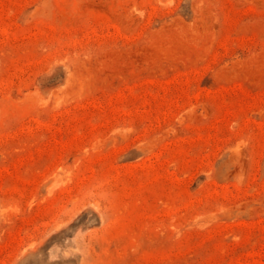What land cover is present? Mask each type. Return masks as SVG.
<instances>
[{
    "label": "rangeland",
    "instance_id": "obj_1",
    "mask_svg": "<svg viewBox=\"0 0 264 264\" xmlns=\"http://www.w3.org/2000/svg\"><path fill=\"white\" fill-rule=\"evenodd\" d=\"M0 264H264V0H0Z\"/></svg>",
    "mask_w": 264,
    "mask_h": 264
}]
</instances>
